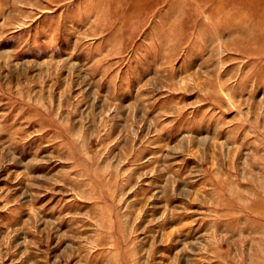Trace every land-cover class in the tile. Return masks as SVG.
<instances>
[{
    "label": "rangeland",
    "instance_id": "rangeland-1",
    "mask_svg": "<svg viewBox=\"0 0 264 264\" xmlns=\"http://www.w3.org/2000/svg\"><path fill=\"white\" fill-rule=\"evenodd\" d=\"M0 264H264V0H0Z\"/></svg>",
    "mask_w": 264,
    "mask_h": 264
}]
</instances>
